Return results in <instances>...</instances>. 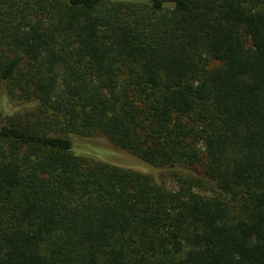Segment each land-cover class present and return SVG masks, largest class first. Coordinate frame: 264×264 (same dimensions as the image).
<instances>
[{"label":"trees","instance_id":"obj_1","mask_svg":"<svg viewBox=\"0 0 264 264\" xmlns=\"http://www.w3.org/2000/svg\"><path fill=\"white\" fill-rule=\"evenodd\" d=\"M0 264H264V0H0Z\"/></svg>","mask_w":264,"mask_h":264},{"label":"rangeland","instance_id":"obj_2","mask_svg":"<svg viewBox=\"0 0 264 264\" xmlns=\"http://www.w3.org/2000/svg\"><path fill=\"white\" fill-rule=\"evenodd\" d=\"M93 140H96V141H101V142H105V143H110V144H113L109 138L103 134H98V135H95L94 137H92ZM126 151V150H124ZM128 152V151H126ZM158 176L163 180V182L169 187V188H175L176 186V183L175 181L173 180V178L171 177L170 175V172L167 171V170H159L158 172Z\"/></svg>","mask_w":264,"mask_h":264}]
</instances>
